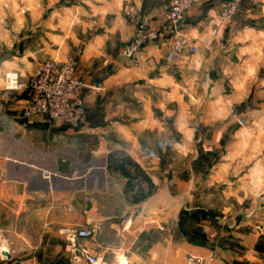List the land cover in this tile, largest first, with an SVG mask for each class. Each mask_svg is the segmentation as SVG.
<instances>
[{
    "label": "crops",
    "instance_id": "obj_1",
    "mask_svg": "<svg viewBox=\"0 0 264 264\" xmlns=\"http://www.w3.org/2000/svg\"><path fill=\"white\" fill-rule=\"evenodd\" d=\"M2 1L0 264H89L71 243L80 228L97 264H264V0L216 33L225 0L192 6L176 27L192 48L172 59L170 0ZM140 20L167 32L131 65L121 50ZM67 57L85 118L27 122L28 91L5 90L4 71L27 80L37 60ZM120 155L153 183L146 198H126Z\"/></svg>",
    "mask_w": 264,
    "mask_h": 264
},
{
    "label": "built area",
    "instance_id": "obj_2",
    "mask_svg": "<svg viewBox=\"0 0 264 264\" xmlns=\"http://www.w3.org/2000/svg\"><path fill=\"white\" fill-rule=\"evenodd\" d=\"M204 0H170L167 8V21L169 30V49L166 52L167 58H175L185 50L192 48L187 35L176 29V23L182 19L187 10ZM242 0H225L216 16L215 26L212 32L216 33L237 10ZM166 31L162 28L152 29L146 21H137L132 37L126 42L121 54L129 64H134L138 52L147 43L156 41ZM170 32V31H169ZM85 82L78 73L74 61L67 57L58 61L52 58L37 60L32 73L27 80H21L14 69L3 73V88L13 91H28V101L23 106L21 116L32 122L34 118L45 116L48 119L58 120L70 126L79 125L86 115V108L81 96ZM90 230L80 228L70 236L71 243L79 255L83 256L89 264H97L98 258L91 254L87 247L77 246V238H87ZM116 264H129L125 255L118 258ZM184 264H200V259L193 253L185 257Z\"/></svg>",
    "mask_w": 264,
    "mask_h": 264
},
{
    "label": "trees",
    "instance_id": "obj_3",
    "mask_svg": "<svg viewBox=\"0 0 264 264\" xmlns=\"http://www.w3.org/2000/svg\"><path fill=\"white\" fill-rule=\"evenodd\" d=\"M114 161V166L126 177L124 188L126 198L131 202L146 198L153 189V183L145 171L135 161L124 155H120Z\"/></svg>",
    "mask_w": 264,
    "mask_h": 264
},
{
    "label": "water",
    "instance_id": "obj_4",
    "mask_svg": "<svg viewBox=\"0 0 264 264\" xmlns=\"http://www.w3.org/2000/svg\"><path fill=\"white\" fill-rule=\"evenodd\" d=\"M183 22V18L180 19L179 21H177L176 23V27L179 28L180 27V23ZM99 80V79H98ZM97 80V86H99ZM166 212V210L156 207V208H147L144 209L142 212H140V214L137 216L136 218V222H140L141 220L144 219H158L160 216H162L164 213ZM1 253L5 256H8V251L5 247L1 248Z\"/></svg>",
    "mask_w": 264,
    "mask_h": 264
},
{
    "label": "rangeland",
    "instance_id": "obj_5",
    "mask_svg": "<svg viewBox=\"0 0 264 264\" xmlns=\"http://www.w3.org/2000/svg\"><path fill=\"white\" fill-rule=\"evenodd\" d=\"M243 2V0L240 2V4L238 5V7H237V10L234 12V14L224 23V24H227L228 22H230L232 19H233V17L235 16V14L237 13V11H238V9H239V7H240V5H241V3ZM15 4H16V6H19L20 5V7H22L24 10H25V8L23 7V5H22V2H15ZM8 2H6V1H2V2H0V11L2 10V9H6L8 6ZM19 7V8H20ZM21 8V9H22ZM20 9V10H21ZM23 10V11H24ZM3 11V10H2ZM22 11V10H21ZM26 11V10H25ZM4 12V11H3ZM1 14H2V12H1ZM1 16V15H0ZM224 24H222V25H224ZM51 120H54V119H51Z\"/></svg>",
    "mask_w": 264,
    "mask_h": 264
}]
</instances>
